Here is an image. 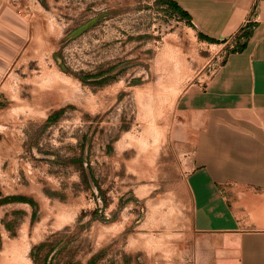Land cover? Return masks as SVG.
I'll list each match as a JSON object with an SVG mask.
<instances>
[{
	"label": "rangeland",
	"instance_id": "374dc122",
	"mask_svg": "<svg viewBox=\"0 0 264 264\" xmlns=\"http://www.w3.org/2000/svg\"><path fill=\"white\" fill-rule=\"evenodd\" d=\"M233 44L199 38L161 0H0V264H142L136 232L157 236L171 258L170 231L136 223L154 207L168 210L156 224L186 223L184 203H172L165 167L146 200L133 197L142 150L153 158L156 112L204 82ZM119 204L135 210L124 229L108 218Z\"/></svg>",
	"mask_w": 264,
	"mask_h": 264
},
{
	"label": "crops",
	"instance_id": "0c3cea01",
	"mask_svg": "<svg viewBox=\"0 0 264 264\" xmlns=\"http://www.w3.org/2000/svg\"><path fill=\"white\" fill-rule=\"evenodd\" d=\"M174 1L189 16L191 26L183 20L185 25L196 34L224 41L220 45L232 43L249 24L252 30L243 51L227 52L204 82L188 85L172 99L169 110L157 111L154 116V156L144 157L142 150V179L138 181L142 194L133 197L146 200V183H155L157 172L169 168L165 175L170 177L171 201L181 199L184 203L181 213L186 223L171 221L170 228H164L156 223L168 210L154 207L146 212L136 223L137 229L170 231L165 238L171 258H163L157 236L150 241L149 233L136 232L135 238H142V248H138L142 264L158 260L171 264H264V0ZM152 166L155 178H148L147 167ZM88 181L92 190L102 195L101 187L94 184L99 182L93 176ZM111 191L103 196L108 197ZM92 214L97 215L93 222H99V214ZM122 215L129 218L135 210L119 204L108 218L124 229L126 218L120 219ZM148 215L155 222H149ZM172 215L178 220L173 208ZM119 255L128 258L130 254L125 250ZM100 256V252L92 253L90 261L97 262Z\"/></svg>",
	"mask_w": 264,
	"mask_h": 264
},
{
	"label": "trees",
	"instance_id": "16d2710c",
	"mask_svg": "<svg viewBox=\"0 0 264 264\" xmlns=\"http://www.w3.org/2000/svg\"><path fill=\"white\" fill-rule=\"evenodd\" d=\"M162 5L164 6V9L166 12H169L170 14H173L175 17L181 20H185V22L191 26L189 22V16L188 14L180 8L177 3L174 0H161ZM252 25L249 24L234 38L233 46L230 48L228 52H241L246 47L248 38L251 34ZM198 37L204 40H207L211 43H222L224 41H218L211 38H208L204 36L201 33H198Z\"/></svg>",
	"mask_w": 264,
	"mask_h": 264
}]
</instances>
